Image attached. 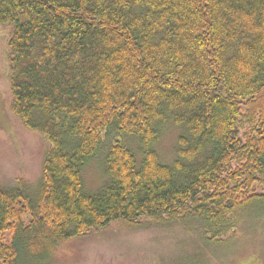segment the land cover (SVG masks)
Returning <instances> with one entry per match:
<instances>
[{
  "label": "trees",
  "instance_id": "16d2710c",
  "mask_svg": "<svg viewBox=\"0 0 264 264\" xmlns=\"http://www.w3.org/2000/svg\"><path fill=\"white\" fill-rule=\"evenodd\" d=\"M8 26L11 110L51 146L36 185L0 183V264L116 222L208 247L264 218V0H0Z\"/></svg>",
  "mask_w": 264,
  "mask_h": 264
},
{
  "label": "rangeland",
  "instance_id": "374dc122",
  "mask_svg": "<svg viewBox=\"0 0 264 264\" xmlns=\"http://www.w3.org/2000/svg\"><path fill=\"white\" fill-rule=\"evenodd\" d=\"M10 35V26L0 27V183L15 185L22 179L36 185L51 145L11 110ZM180 132L172 122L165 126L157 144L163 161L175 157ZM104 176L101 158L94 160L84 171L86 188L95 191ZM239 231L232 239L203 247L200 232L181 224L131 229L116 222L63 244L54 264H264V218Z\"/></svg>",
  "mask_w": 264,
  "mask_h": 264
}]
</instances>
